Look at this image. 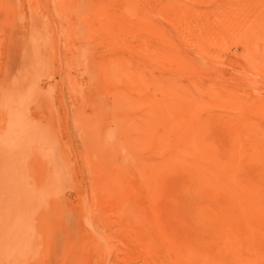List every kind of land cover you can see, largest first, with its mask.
I'll list each match as a JSON object with an SVG mask.
<instances>
[{
  "label": "rangeland",
  "instance_id": "obj_1",
  "mask_svg": "<svg viewBox=\"0 0 264 264\" xmlns=\"http://www.w3.org/2000/svg\"><path fill=\"white\" fill-rule=\"evenodd\" d=\"M0 264H264V0H0Z\"/></svg>",
  "mask_w": 264,
  "mask_h": 264
}]
</instances>
